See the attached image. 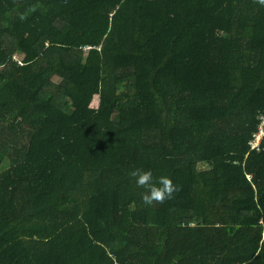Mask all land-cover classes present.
I'll return each mask as SVG.
<instances>
[{"label": "trees", "instance_id": "obj_1", "mask_svg": "<svg viewBox=\"0 0 264 264\" xmlns=\"http://www.w3.org/2000/svg\"><path fill=\"white\" fill-rule=\"evenodd\" d=\"M260 113L257 0H0V264H264Z\"/></svg>", "mask_w": 264, "mask_h": 264}, {"label": "clouds", "instance_id": "obj_2", "mask_svg": "<svg viewBox=\"0 0 264 264\" xmlns=\"http://www.w3.org/2000/svg\"><path fill=\"white\" fill-rule=\"evenodd\" d=\"M257 2L264 5V0H257ZM130 176L135 179L138 188L144 189L141 200L145 206L163 204L173 199L174 194L180 191L179 186L173 184L170 177L161 176L154 179L150 170L137 168L131 171Z\"/></svg>", "mask_w": 264, "mask_h": 264}, {"label": "built area", "instance_id": "obj_3", "mask_svg": "<svg viewBox=\"0 0 264 264\" xmlns=\"http://www.w3.org/2000/svg\"><path fill=\"white\" fill-rule=\"evenodd\" d=\"M14 59L22 66L21 59L17 58V56H15ZM258 120L259 124L257 130L252 134V137L249 141L251 151H261V144L264 139V113L259 114Z\"/></svg>", "mask_w": 264, "mask_h": 264}, {"label": "rangeland", "instance_id": "obj_4", "mask_svg": "<svg viewBox=\"0 0 264 264\" xmlns=\"http://www.w3.org/2000/svg\"><path fill=\"white\" fill-rule=\"evenodd\" d=\"M17 58H19V59H21V60L23 61V57L17 55ZM125 87H126L125 85H122V86L120 87V90H124ZM93 105L95 106V105H96V102H94ZM4 169H5V167L1 170V172H2Z\"/></svg>", "mask_w": 264, "mask_h": 264}]
</instances>
